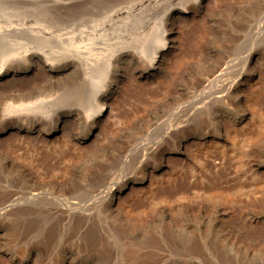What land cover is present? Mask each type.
Masks as SVG:
<instances>
[{
    "label": "rangeland",
    "instance_id": "rangeland-1",
    "mask_svg": "<svg viewBox=\"0 0 264 264\" xmlns=\"http://www.w3.org/2000/svg\"><path fill=\"white\" fill-rule=\"evenodd\" d=\"M136 1L103 0V6ZM150 4L128 14L135 15L131 31L121 29L125 12L106 25L101 79L112 83L116 66L117 75L121 66L131 71L105 108L96 144L72 142L67 130L36 146L29 136L0 140V258L264 264V66L245 90L234 89L245 79L247 50L264 44V0H208L203 9L185 12L180 0ZM169 13L177 15L174 48L151 73L147 62L170 30ZM71 78L77 80L75 73ZM68 89L43 93L61 104L70 98ZM22 93L0 91V119L10 96ZM241 107L249 110L235 124ZM218 118L232 125L223 137L210 135ZM178 134L187 144L180 149L168 145ZM2 156L18 159L37 180L26 181ZM162 157L166 166L150 181L129 183L131 174ZM118 181L126 187L120 203L128 215L119 219L98 206L99 196Z\"/></svg>",
    "mask_w": 264,
    "mask_h": 264
},
{
    "label": "bare ground",
    "instance_id": "bare-ground-1",
    "mask_svg": "<svg viewBox=\"0 0 264 264\" xmlns=\"http://www.w3.org/2000/svg\"><path fill=\"white\" fill-rule=\"evenodd\" d=\"M150 1L137 0L125 8L112 7L109 4V8H112L106 13L109 8L103 6V0H0V60L2 61L0 62V91L2 89H9L10 92L23 91L19 96H10L9 102L4 106L3 119L1 118L4 121L0 124V140L12 137L14 139L12 141H17L22 137L29 136L36 146L38 143H47L62 131L67 130L68 138L72 142L81 140L87 143L86 147L96 144L95 136L104 123L102 117L105 108L109 106L108 103L114 91H117L122 81L130 76L129 72L131 71H128L129 68L121 66L123 69L117 75L119 71L116 66L112 75L113 78L115 77L112 83H108L111 81H108L110 77L101 79L103 68L99 57L103 56L102 53L108 44L106 39L107 23L109 21L113 23L121 17V13L125 12L127 15L126 19L122 20L121 29L124 30V33L131 31L136 24L131 23V19L135 15H133L134 17L130 16L131 19H129L128 14L136 10H145L151 5ZM180 1L182 2L180 12H185L192 9H203L208 0ZM105 8L107 9L105 10ZM169 16L167 20L171 22L170 30L163 36L160 46L157 45L155 55L147 62L148 70L151 73L158 72L166 60V55L174 48L175 37L171 32L177 23V15L169 13ZM137 17L140 18V15ZM107 37H109L108 34ZM4 51L6 53H3ZM247 51L243 67L245 79L241 84L236 83L234 86V89L239 92L246 89L247 81L251 80V75L258 73L264 66V44ZM3 56L8 58L7 60L11 57V60L4 62ZM74 73L77 80L71 78ZM70 86L68 96L71 99L59 100L62 102L61 104L55 103L58 97H54V99L51 94L43 93L49 88L54 87L57 90L58 87L64 89L70 88ZM60 91L62 93L63 90ZM240 97V93L236 95V99ZM240 110L234 114L235 124L249 109L241 107ZM216 121L218 122L216 131L211 132L210 135L223 137L224 133L227 134V131L231 129L230 124L228 125L220 118ZM234 123L233 126H235ZM184 137L183 134H178L174 141L170 139L168 145L171 142L172 146L174 143H178L177 147L180 149L186 144ZM15 148L19 150L21 147L16 146L10 150L13 151ZM2 159L8 163V166H14L19 173H23L26 181L35 182L37 180V177L30 172L32 169L27 168L18 159L12 160L6 156H2ZM159 159L157 160L159 163L152 164L151 169L140 168L131 174L127 178L129 183L134 187L136 184L150 181L156 175L157 171L154 170L161 168L162 163L165 164L166 157ZM124 188H126L124 182L118 181L112 189L104 191L98 198L99 208L112 218L119 219V217L128 216L124 212L126 209L123 207V210L120 203ZM23 256L20 258L11 253L10 257L0 258V264H29L28 257L25 258L28 255ZM69 260L62 257L52 262L49 261L48 264H67Z\"/></svg>",
    "mask_w": 264,
    "mask_h": 264
}]
</instances>
